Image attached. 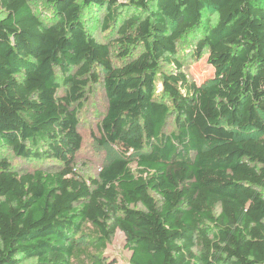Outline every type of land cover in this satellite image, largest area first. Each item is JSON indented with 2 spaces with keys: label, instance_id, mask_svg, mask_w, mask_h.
Segmentation results:
<instances>
[{
  "label": "trees",
  "instance_id": "16d2710c",
  "mask_svg": "<svg viewBox=\"0 0 264 264\" xmlns=\"http://www.w3.org/2000/svg\"><path fill=\"white\" fill-rule=\"evenodd\" d=\"M36 1L0 0V146L39 164L0 161V264H114L117 231L128 264H264V0ZM99 83L117 158L85 179L76 104Z\"/></svg>",
  "mask_w": 264,
  "mask_h": 264
},
{
  "label": "rangeland",
  "instance_id": "374dc122",
  "mask_svg": "<svg viewBox=\"0 0 264 264\" xmlns=\"http://www.w3.org/2000/svg\"><path fill=\"white\" fill-rule=\"evenodd\" d=\"M37 15L43 19H47V14L50 13V8L45 0L36 1L33 4ZM105 14V12L103 13ZM212 23H215L217 16L211 14L207 17ZM103 17L86 24L93 36L99 42H105L106 39H111L100 30V25ZM196 41L193 40L180 45V57L184 63V71L187 73L191 81L202 85L208 81L213 75L212 69L207 64V55L202 53L199 55L193 54V47ZM189 45V46H188ZM64 89L60 93H64ZM86 100L76 104L79 107V120L81 122L80 133L83 138V146L77 155L76 169L85 179H92L97 177L99 170L108 165L111 161L117 158L116 148L109 145L100 144V125L106 114L108 100L102 84L92 85L88 89ZM175 130L174 119L170 120L169 133ZM7 160L13 166H23L24 168L33 169L39 164L31 166H24L23 162L17 159L13 153L0 146V161ZM135 165V164H134ZM125 236L122 232L117 231L111 244L105 250V254L114 264H128L131 252L125 246ZM34 260L24 261L23 264H33Z\"/></svg>",
  "mask_w": 264,
  "mask_h": 264
}]
</instances>
